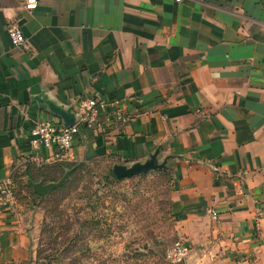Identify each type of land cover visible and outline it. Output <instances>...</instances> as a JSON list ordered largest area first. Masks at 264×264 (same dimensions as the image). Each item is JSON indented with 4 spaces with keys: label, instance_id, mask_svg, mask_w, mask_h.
Returning <instances> with one entry per match:
<instances>
[{
    "label": "crops",
    "instance_id": "obj_1",
    "mask_svg": "<svg viewBox=\"0 0 264 264\" xmlns=\"http://www.w3.org/2000/svg\"><path fill=\"white\" fill-rule=\"evenodd\" d=\"M37 1L28 12L0 0V179L17 188L36 168L26 134L48 117L36 97L67 106L98 94L99 127L81 128L62 161L131 165L160 149L195 263L264 264V0ZM23 207L0 211V264L28 260Z\"/></svg>",
    "mask_w": 264,
    "mask_h": 264
},
{
    "label": "rangeland",
    "instance_id": "obj_2",
    "mask_svg": "<svg viewBox=\"0 0 264 264\" xmlns=\"http://www.w3.org/2000/svg\"><path fill=\"white\" fill-rule=\"evenodd\" d=\"M172 160L158 154L151 168L122 178L112 168L132 164L102 159L54 162L16 175L17 204L30 214L25 264H171L168 247L179 240L191 245L179 232ZM31 184L57 186L40 196ZM194 259L191 247L180 264Z\"/></svg>",
    "mask_w": 264,
    "mask_h": 264
},
{
    "label": "built area",
    "instance_id": "obj_3",
    "mask_svg": "<svg viewBox=\"0 0 264 264\" xmlns=\"http://www.w3.org/2000/svg\"><path fill=\"white\" fill-rule=\"evenodd\" d=\"M174 1L181 2V0ZM37 5V0H23L25 11H33ZM7 33L12 47L19 48L25 45V38L17 23H12L8 27ZM106 105L107 102L98 94L78 99L74 112L79 116V121L69 128H64L58 120L51 117L36 122L26 134L27 161L35 166H41L57 160H69L74 140L79 135L81 128L90 130L98 128L100 111ZM115 116L118 120L123 118L118 110L115 112ZM132 121L135 122V120ZM16 207L14 179L11 176H6L0 179V211H13ZM208 213L212 221H218V216L214 211L210 210ZM261 217L262 213L258 211L253 225L254 236L257 239L261 234ZM190 252L191 247L186 242L179 240L167 248L165 258L171 264H180L186 261ZM230 252L233 253L232 250Z\"/></svg>",
    "mask_w": 264,
    "mask_h": 264
},
{
    "label": "water",
    "instance_id": "obj_4",
    "mask_svg": "<svg viewBox=\"0 0 264 264\" xmlns=\"http://www.w3.org/2000/svg\"><path fill=\"white\" fill-rule=\"evenodd\" d=\"M37 107L39 110L45 112L48 117L55 120H59L64 128H69L75 125L79 121V116L74 112L75 104L71 103L67 106L57 104L55 101L50 100L46 96L36 97ZM160 149H156L153 153L149 154L145 159L144 164L134 163L129 168L126 166L115 165L112 170L113 173L118 177H126L138 173L143 169L151 168L157 159ZM33 192L37 195H44L47 191L55 188L57 185H46L42 186L40 184H31Z\"/></svg>",
    "mask_w": 264,
    "mask_h": 264
},
{
    "label": "trees",
    "instance_id": "obj_5",
    "mask_svg": "<svg viewBox=\"0 0 264 264\" xmlns=\"http://www.w3.org/2000/svg\"><path fill=\"white\" fill-rule=\"evenodd\" d=\"M29 171L27 172L28 174H30V172H32L33 171V168H30V169H28ZM32 177V176H31ZM30 177V178H31Z\"/></svg>",
    "mask_w": 264,
    "mask_h": 264
}]
</instances>
